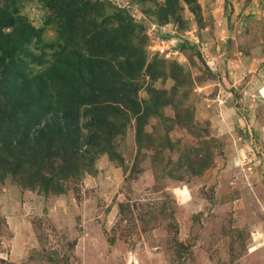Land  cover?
Returning a JSON list of instances; mask_svg holds the SVG:
<instances>
[{"label":"rangeland","instance_id":"rangeland-1","mask_svg":"<svg viewBox=\"0 0 264 264\" xmlns=\"http://www.w3.org/2000/svg\"><path fill=\"white\" fill-rule=\"evenodd\" d=\"M18 23L0 120L20 79L78 93L0 133V264H264V0H0Z\"/></svg>","mask_w":264,"mask_h":264},{"label":"trees","instance_id":"trees-1","mask_svg":"<svg viewBox=\"0 0 264 264\" xmlns=\"http://www.w3.org/2000/svg\"><path fill=\"white\" fill-rule=\"evenodd\" d=\"M14 28L18 29L20 33L13 34L12 31V33L8 35L7 37L8 40L6 41L0 38V51H3L4 53L7 52L8 47L6 43L11 42L12 38L15 41L13 45L14 47L13 51L17 53L21 52V50H23L26 47V45L29 43L32 35L31 32L34 30L33 27H31L30 25H25L24 23H20V24L18 23L16 27L14 26ZM2 56L5 55H1V57ZM68 58H70V56ZM70 60H71L70 66L73 67L72 71H75L77 74H79L78 72L79 68H76L77 63L71 58ZM18 63L19 61H17L16 58L11 57L7 63L8 64L7 69L14 68L15 66H17ZM54 68L55 67L52 65V67L47 69V72L49 73L52 72ZM38 77L39 75L36 74L30 78H25L24 80L20 79L21 81L19 80V82L17 83L18 86L17 88L21 92V94L25 95V100L21 101V103L23 104L21 105L20 109L18 111L13 112L12 114L13 116L7 118L6 119L7 121L0 120V133L3 130H9L10 133L18 132L23 127V125L20 124L19 121L15 122V120L17 119L16 115H18V113L24 115L27 119L30 120L35 119L38 121L43 113L50 110L52 104H57L61 106L59 109L60 111H62L63 116L67 117L70 115L71 111L73 110V107L76 106L75 100L77 96L76 94L78 93V87L72 85L73 81L67 78V74L65 72L61 74L59 69V71L55 73L56 80L53 83L54 85H52L53 91L54 92L56 91L57 93L56 96L58 98L57 100H53L52 97H49L47 91L46 92L44 91V87H43L44 81H42V79H37ZM16 78L18 77L16 76ZM16 78H14L12 81L9 82H7L8 79L0 80V89L1 88L5 89V91L9 93L10 92L9 89H11L9 88L10 87L9 84L14 83L13 81L16 80ZM33 80L36 82H34ZM14 86H16V84ZM72 89H74V91ZM66 122H68V120ZM65 125L68 128V123H65ZM47 128H50V126L48 125L47 127L44 125L43 128L41 129L39 128L37 132V137H41V136L43 137V135H48V136L52 135L53 131L56 133L58 132L57 130L54 129L53 130L48 129V132H45ZM23 141L24 140L19 141V143L22 144ZM25 142L27 143V140ZM14 148L15 146L8 147L7 151H13Z\"/></svg>","mask_w":264,"mask_h":264},{"label":"built area","instance_id":"built-area-1","mask_svg":"<svg viewBox=\"0 0 264 264\" xmlns=\"http://www.w3.org/2000/svg\"><path fill=\"white\" fill-rule=\"evenodd\" d=\"M156 50L158 52H160V53L166 54V56H168L169 53H170V49L168 47L164 46V43L163 42H162L161 45H159V46L157 45L156 46Z\"/></svg>","mask_w":264,"mask_h":264},{"label":"crops","instance_id":"crops-1","mask_svg":"<svg viewBox=\"0 0 264 264\" xmlns=\"http://www.w3.org/2000/svg\"><path fill=\"white\" fill-rule=\"evenodd\" d=\"M13 224H14V222H13ZM23 236H24V235H21L19 238H20V239H23ZM18 241H19V240H18ZM18 243H19V242H18ZM17 248H18V247H17ZM19 248H20V247H19ZM13 250H14V249H13ZM15 250H16V249H15Z\"/></svg>","mask_w":264,"mask_h":264}]
</instances>
